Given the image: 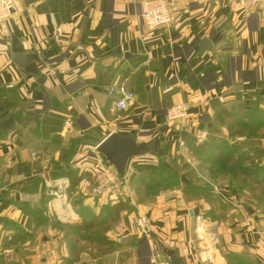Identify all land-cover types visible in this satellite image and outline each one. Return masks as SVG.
Listing matches in <instances>:
<instances>
[{"label":"crops","instance_id":"1","mask_svg":"<svg viewBox=\"0 0 264 264\" xmlns=\"http://www.w3.org/2000/svg\"><path fill=\"white\" fill-rule=\"evenodd\" d=\"M171 12V25L144 30L138 2L15 1L13 17L0 25V264H47V248L66 230L120 200L113 192L90 194L92 171L110 164L95 149L112 133L149 143L150 152L128 161L122 200L134 210L110 226L106 237L119 245L105 258L154 264L173 250L185 264H208L195 243L196 217L204 215L219 224L214 264H264V204L255 208L235 189L213 190L223 210L186 199L183 187L160 192L153 203L139 201L147 176L161 162L169 169L200 131L208 135L215 121L254 109L264 116V4L177 0ZM205 39L213 47L201 53ZM19 50L39 74L14 63ZM121 88L135 102L117 111ZM176 104L187 106L189 118L169 123L166 113ZM249 157L264 175V155ZM64 168L81 177L69 199L82 202L75 227L60 222L45 184L67 179ZM139 214L148 217L150 236L140 233ZM79 257L63 247L61 264H85Z\"/></svg>","mask_w":264,"mask_h":264},{"label":"rangeland","instance_id":"2","mask_svg":"<svg viewBox=\"0 0 264 264\" xmlns=\"http://www.w3.org/2000/svg\"><path fill=\"white\" fill-rule=\"evenodd\" d=\"M263 148L264 116L256 109L249 111L244 118L232 115L221 118L214 122L212 130L208 131L203 142L195 138L187 150L169 161L167 170L177 177L174 183L168 184L167 187H164V184L156 191L153 187L151 189L154 190L151 191H148L149 188L143 190L140 198L146 194L145 201L153 203L160 192L183 187L186 199H201L223 210L224 205L213 190L227 187L243 194L250 205L258 208L259 203L264 204V175L261 174L258 164L247 156V152L260 156L264 155ZM162 175L160 179L166 176V172ZM151 180L152 176H149L147 183ZM81 218H77L78 222ZM82 222H85L84 217ZM78 228L66 230L64 239L57 244L60 256L62 257L65 247L68 251L82 256L79 259L85 264H112L111 260L105 258V255L110 253L102 254L106 249L100 246L98 241L105 238L106 227L95 226L83 230ZM67 235H70L69 241Z\"/></svg>","mask_w":264,"mask_h":264},{"label":"built area","instance_id":"3","mask_svg":"<svg viewBox=\"0 0 264 264\" xmlns=\"http://www.w3.org/2000/svg\"><path fill=\"white\" fill-rule=\"evenodd\" d=\"M16 0H0V25H6L13 17ZM130 2H138L140 6V19L144 30H155L160 27L169 26L173 22L171 5L177 0H129ZM241 6L256 7L264 4V0H234ZM122 92L120 97L114 102V109L117 111L127 110L133 106L135 96L131 92L120 89ZM111 96H116V89L110 90ZM189 118L187 106L185 104H176L166 113V120L169 123L186 121ZM66 128L71 126V122L65 123ZM207 137V132L200 131L197 135L199 142H203ZM95 151H97L95 149ZM99 154V153H97ZM32 156L36 157L33 153ZM11 163L7 164V168ZM5 171L0 170V178L4 176ZM93 186L90 189L92 197L97 198L105 194L113 192L120 199L125 194V182L121 179L116 169L111 164H102L94 169L91 173ZM46 187L49 194L53 197L54 210L57 216L64 221H76L77 216L73 213V209L67 196L68 179L61 178L57 180H46ZM224 199V198H223ZM226 200V199H225ZM226 202H230L227 200ZM136 225L140 229V233L144 236H150L152 228L149 219L144 214L136 217ZM196 246L199 250V256L204 263L214 264L215 249L219 242V224L206 218L204 215L196 217ZM122 237V235H120ZM154 264H170L169 259L161 260L158 255L155 257ZM45 262L47 264H61V256L57 245H51L47 248L45 254Z\"/></svg>","mask_w":264,"mask_h":264},{"label":"trees","instance_id":"4","mask_svg":"<svg viewBox=\"0 0 264 264\" xmlns=\"http://www.w3.org/2000/svg\"><path fill=\"white\" fill-rule=\"evenodd\" d=\"M250 152V151H249ZM249 152H247V156L249 155ZM163 168V170H162ZM65 170V168L63 169ZM166 172V176L163 179H160L162 173ZM171 171L167 170L163 163L161 162L158 166V168L153 171L150 176H152V179L150 182L147 183V190L148 191L154 190L155 191L163 187H167L168 184L174 183V180H177V177L172 175ZM148 175V174H147ZM63 177H66L69 181V185L67 188V196L70 199L71 196L76 192V189L81 181V177L78 176L77 172H74L72 170H65L62 172ZM149 176H147L148 178ZM154 189H151V188ZM156 195V194H155ZM75 197L74 201L69 200L73 209V213L79 218L81 216L80 214L82 213L81 207H82V202L80 201L78 196H73ZM140 202L145 201L144 197H141L139 199ZM134 210V207L130 205L126 200L123 201L122 199L116 201L114 204H109L103 210L98 216H94L93 214L89 215V219L87 222H83L81 226H79L78 230H83V229H92L95 228V226H105L106 227V232L110 230V226L116 222L119 221L120 216L124 212H131ZM60 222L66 224V226L70 227H75L73 225L79 224L78 219L76 221H64L60 219ZM84 225V226H83ZM76 230V228H73ZM105 238L98 239L100 242V246L105 248L106 250L102 254H108L116 251V246L119 244H115L114 242H111L106 236Z\"/></svg>","mask_w":264,"mask_h":264},{"label":"water","instance_id":"5","mask_svg":"<svg viewBox=\"0 0 264 264\" xmlns=\"http://www.w3.org/2000/svg\"><path fill=\"white\" fill-rule=\"evenodd\" d=\"M212 42L208 39L203 40L200 52L212 49ZM14 63L30 74H39V69L36 63L30 62V59L20 50L12 54ZM167 129V128H165ZM108 163H110L117 171L119 177L123 179L126 174L128 161L133 157H141L150 152L149 143L137 144L132 137H123L117 133H112L106 137L96 148ZM249 215L254 212L251 209L247 210ZM131 238L123 241V245L131 243ZM170 264H185L175 251L168 250L166 252Z\"/></svg>","mask_w":264,"mask_h":264}]
</instances>
